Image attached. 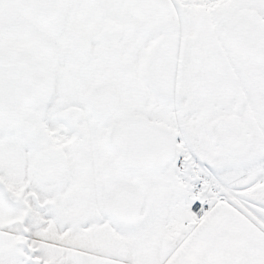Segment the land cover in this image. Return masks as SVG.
I'll return each instance as SVG.
<instances>
[{
  "label": "snow or ice",
  "instance_id": "1",
  "mask_svg": "<svg viewBox=\"0 0 264 264\" xmlns=\"http://www.w3.org/2000/svg\"><path fill=\"white\" fill-rule=\"evenodd\" d=\"M0 264H264V0H0Z\"/></svg>",
  "mask_w": 264,
  "mask_h": 264
}]
</instances>
